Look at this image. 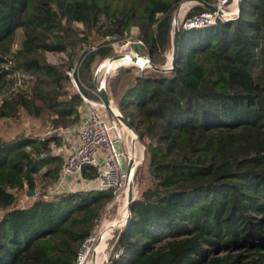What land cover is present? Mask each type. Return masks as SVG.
Masks as SVG:
<instances>
[{
  "label": "trees",
  "instance_id": "1",
  "mask_svg": "<svg viewBox=\"0 0 264 264\" xmlns=\"http://www.w3.org/2000/svg\"><path fill=\"white\" fill-rule=\"evenodd\" d=\"M186 1L0 0V119L24 111L47 117L54 130L71 129L81 96L99 100L93 69L115 57L113 44L137 27L152 65L163 64L174 12ZM204 11L193 7L187 17ZM74 23L99 41L78 48L76 63V45L64 38ZM46 53L68 58L50 63ZM74 67L79 92L67 74ZM127 70L116 83L131 78ZM116 83L112 97L144 147L150 184L131 205L116 244L123 256L112 264H264V0H244L228 22L179 27L176 71L142 69L120 93ZM61 143L59 135L0 136V264H75L111 201L109 191L94 190L45 198L62 171L53 152ZM18 193L29 200L24 207Z\"/></svg>",
  "mask_w": 264,
  "mask_h": 264
},
{
  "label": "built area",
  "instance_id": "2",
  "mask_svg": "<svg viewBox=\"0 0 264 264\" xmlns=\"http://www.w3.org/2000/svg\"><path fill=\"white\" fill-rule=\"evenodd\" d=\"M236 1L216 0L211 3L216 7V12L210 13L205 10L191 17L185 16L179 25L177 22L178 28L180 26L188 31L212 26L218 20L231 21L238 16ZM187 4L193 3L188 2ZM193 5L203 7L201 4ZM186 10L188 13L190 7ZM76 71L77 68L74 67L67 74L79 92L74 78ZM20 85L21 80L17 76L15 87ZM81 97L85 109L76 127V141L72 150L63 156L62 171L54 190L61 193L63 191L60 190L77 185L82 186L83 191H109L111 193L112 199L105 206L106 212L102 213L103 215L96 221L94 231L82 243L75 264H112L123 256L122 249L117 248L116 244L120 231L131 218L128 211V196L130 194L135 200L138 194L134 178L131 192L129 190L130 174L127 173V165L130 160L133 161L130 173L135 175L136 168L144 158L142 156L140 159L137 158L135 147L137 143H140L138 137L118 120L117 116L121 114L117 109L113 111L112 103L108 109L100 99L92 101ZM97 109H101L110 118L101 117ZM86 168L95 169L96 175L91 179L83 178L82 172ZM114 205L117 207L112 212L116 216L108 218Z\"/></svg>",
  "mask_w": 264,
  "mask_h": 264
},
{
  "label": "rangeland",
  "instance_id": "3",
  "mask_svg": "<svg viewBox=\"0 0 264 264\" xmlns=\"http://www.w3.org/2000/svg\"><path fill=\"white\" fill-rule=\"evenodd\" d=\"M189 1L181 3L176 11L174 12V17L176 16L178 25L182 21L181 18H179L178 14L180 12V9L182 8L183 4H187ZM186 8V7H185ZM184 8V9H185ZM187 16V14L185 15ZM180 27V26H179ZM139 36V30L137 27H132L130 36L127 38L126 43L123 45H120L118 43L113 44V50L114 55L113 56H121V55H127L132 52V44L134 43H140L138 41ZM64 38L67 40V42H74L76 45V49L71 51V56H73L74 59V53L77 51L78 48L82 49H88L92 46L97 45L96 43H99L97 40L96 34L93 32L89 37L85 36V33L83 32V27L81 24H72L71 30L64 34ZM22 40V33L21 30L17 31L15 42L13 45L12 50L16 51L19 48L20 42ZM141 44V43H140ZM143 45V44H142ZM171 48L170 50L165 54V62L161 65H155L157 67H165V65L170 66L171 61ZM46 58L50 63H58L60 61H66L67 60V54L65 53H46ZM112 58V57H110ZM107 58L96 65V67L93 69V77H94V83L97 85V89L99 88L101 83H104V87L106 88V91L109 94L110 100L112 101V105L115 109L118 110L115 100L112 97V91L114 89V85L116 83V78H118V74L120 71H123L124 69H130L132 72L131 78H123V80L116 83V90L120 92H124V90L133 85V79L137 76H139L140 71L142 69L147 68H141L140 66H130V65H124L114 70L112 73L107 74L104 76V74L109 70V68L115 63L117 60L110 61ZM107 60V61H106ZM106 61V62H105ZM75 62V59H74ZM73 62V63H74ZM128 63L126 60H123L122 63ZM76 63V62H75ZM152 65V63H150ZM104 77V78H103ZM110 83H112L110 85ZM28 85V84H27ZM72 89L74 91H77L76 88L72 84ZM101 117H109L108 115H105L101 109H97ZM110 118V117H109ZM54 131H57V136L62 137V143L60 146H54L53 152L66 156L72 148H73V142L71 141V137H76V132L73 134L66 133L68 130H54L50 124V121L47 117H40V118H34L31 116H28L24 111L19 112V116L16 119H0V136L2 139L6 141H11L19 136H32L35 138H47L51 135ZM66 141H65V140ZM64 140V142H63ZM143 145L140 143L136 144L135 152L138 159L144 157L143 155ZM144 160V159H143ZM143 160L141 164L139 165L141 168V171L139 172L138 176L134 175V183L137 186L138 193L141 192L143 189L147 188L150 184V179L146 171V164H143ZM143 165V166H142ZM138 166V167H139ZM137 169V168H136ZM36 181V190L37 192L44 189L43 182L41 180L40 174L35 178ZM54 186H48L45 198H50L52 194L57 193L54 190ZM53 189V190H52ZM52 190V192H51ZM83 191L84 188L82 186H70L66 189L60 190L63 192H73V191ZM138 195V194H137ZM29 200H27L23 193L17 194V207H24L26 203H28ZM117 205H114L113 208L110 210L115 211ZM106 207L103 209V212H106ZM103 214H101L102 216ZM113 214L110 213L108 218H110Z\"/></svg>",
  "mask_w": 264,
  "mask_h": 264
},
{
  "label": "water",
  "instance_id": "4",
  "mask_svg": "<svg viewBox=\"0 0 264 264\" xmlns=\"http://www.w3.org/2000/svg\"><path fill=\"white\" fill-rule=\"evenodd\" d=\"M243 1L244 0H237L236 1L238 15L241 12ZM189 2L193 3V4H201L203 6V8L210 13H214L217 10L214 5H212L211 3L204 2L202 0H190ZM170 55H171V61H170L169 67H167L166 65H165V67H157L155 65L150 64L151 62H150L149 56L144 52L142 45L140 43H134V44H132V52L129 54V56H127V55L115 56L113 58H110L109 60L112 61L115 59H122V60H126L128 62V65H130V66H137L138 65L141 68H150V69H153V70L161 72V73H169V72L176 71L177 59H178V55H179V28L177 25L176 16L173 19V29H172V37H171V54ZM129 71H130V69L127 70V72H129ZM97 90H98L97 92H98V97H99L100 101L109 109L112 101L110 100L109 94L106 91V88L104 87V83H101ZM117 118L126 128H128L129 130L134 132L132 130L131 126L128 124V122L122 117V115H118ZM56 136H57V131H54L50 135V137H56ZM143 155H144V152H143ZM132 166H133V161L130 160L128 162V165H127V173L130 174V177H129V190H130V192H131L132 182H133V178H134V175L130 173ZM27 195H28V197H32L34 195V191H29ZM133 201L134 200L131 198V195L129 194V196H128V211L130 214H131V205H132Z\"/></svg>",
  "mask_w": 264,
  "mask_h": 264
},
{
  "label": "crops",
  "instance_id": "5",
  "mask_svg": "<svg viewBox=\"0 0 264 264\" xmlns=\"http://www.w3.org/2000/svg\"><path fill=\"white\" fill-rule=\"evenodd\" d=\"M186 7V8H185ZM185 7H182L180 10V12H179V14H178V16H179V18H181V19H183V17H185V14H187L186 13V9H187V7H190V9L191 8H193V7H196V5H188V4H186V6ZM185 8V9H184ZM182 12H183V14H182ZM84 106H82L81 107V109H80V116H82V114L84 113ZM76 127H77V125H75L74 127H72L71 129H68V131L66 132V133H70V134H74L75 132H76ZM65 140V139H64ZM64 140H63V142H64ZM66 141V140H65ZM71 141L74 143L75 141H76V137L74 138V137H71ZM74 145V144H73ZM60 156H62V155H60ZM63 157V156H62ZM78 191V190H77ZM113 215L111 216V217H115L116 215H115V213L114 212H111Z\"/></svg>",
  "mask_w": 264,
  "mask_h": 264
},
{
  "label": "bare ground",
  "instance_id": "6",
  "mask_svg": "<svg viewBox=\"0 0 264 264\" xmlns=\"http://www.w3.org/2000/svg\"><path fill=\"white\" fill-rule=\"evenodd\" d=\"M188 5H190V4H188ZM192 5V4H191ZM186 6V5H185ZM185 6H183V7H185ZM181 11V10H180ZM181 13V12H180ZM182 14H183V12H182ZM116 60V59H115ZM107 61V60H106ZM105 61V62H106ZM122 59H117L116 61H115V63L109 68V70L104 74V76H106L107 74H109V73H112L114 70H116V68H119V67H121V66H123V64L124 65H128V63H125V62H123L122 63ZM167 66V65H166ZM167 67H169V66H167ZM114 73V72H113ZM104 78V77H103ZM113 111L115 112V108L113 107Z\"/></svg>",
  "mask_w": 264,
  "mask_h": 264
}]
</instances>
